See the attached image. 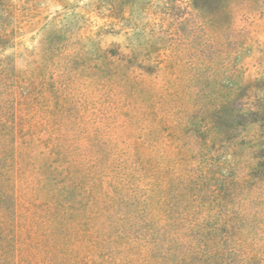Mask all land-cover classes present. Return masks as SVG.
<instances>
[{
    "label": "trees",
    "instance_id": "16d2710c",
    "mask_svg": "<svg viewBox=\"0 0 264 264\" xmlns=\"http://www.w3.org/2000/svg\"><path fill=\"white\" fill-rule=\"evenodd\" d=\"M191 10L190 67L174 26L170 43L126 55L60 29L32 65L0 69V264H18L29 239L50 264H264V144L240 138L222 161L240 84L214 67L212 13ZM244 105V123L264 126V104Z\"/></svg>",
    "mask_w": 264,
    "mask_h": 264
},
{
    "label": "rangeland",
    "instance_id": "374dc122",
    "mask_svg": "<svg viewBox=\"0 0 264 264\" xmlns=\"http://www.w3.org/2000/svg\"><path fill=\"white\" fill-rule=\"evenodd\" d=\"M194 1L0 0V69L11 64L17 68L32 65L47 36L60 29H66L67 32L70 29L77 37H94L104 47L113 45L126 55L133 44L144 52L147 47L170 43L169 30L174 26L187 34L188 41L176 42L175 49L182 53L187 51L183 53V66L190 67L195 53L194 44L198 39V18L192 14L180 20V16L188 10L193 11ZM196 1L204 11L212 13L209 27L213 32L217 53L214 67L217 70L226 68L229 74L233 72L232 77L224 74L240 84L238 95L223 111L219 127L225 137L222 150L227 152L224 154L222 151V161L231 162L234 159L229 154L232 150L230 148L240 138L254 136L264 144L263 119L254 125H247L241 116L246 107L244 104H264V0ZM166 8L170 9L167 11ZM129 30L132 31L130 38L135 41H131L125 33ZM160 52L165 54L169 51L162 49ZM235 73L238 75L235 76ZM95 114L93 110L85 111L83 118L93 119ZM91 121L80 123V129H92L94 125ZM122 122L114 130H122L121 133L129 135L145 134L148 131V124H144L141 130L130 124L122 126ZM163 137V150L171 152L175 142ZM238 149L242 151V147ZM144 150L147 152V147ZM148 152L157 157L154 150ZM30 240L24 242L27 250L17 257L18 264H50L45 243Z\"/></svg>",
    "mask_w": 264,
    "mask_h": 264
}]
</instances>
